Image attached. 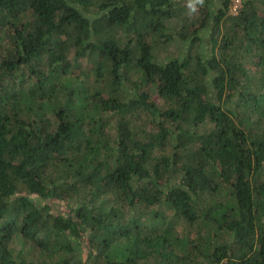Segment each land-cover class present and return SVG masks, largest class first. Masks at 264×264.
<instances>
[{"label":"trees","instance_id":"obj_1","mask_svg":"<svg viewBox=\"0 0 264 264\" xmlns=\"http://www.w3.org/2000/svg\"><path fill=\"white\" fill-rule=\"evenodd\" d=\"M232 2L0 0V264H264V0Z\"/></svg>","mask_w":264,"mask_h":264},{"label":"rangeland","instance_id":"obj_2","mask_svg":"<svg viewBox=\"0 0 264 264\" xmlns=\"http://www.w3.org/2000/svg\"><path fill=\"white\" fill-rule=\"evenodd\" d=\"M172 1H174L175 3H178L179 5L183 4L186 7V10H185V12L183 14L184 15L187 14L188 16L191 17L192 15H196L195 13L198 11L197 8L205 5V1L206 0H203V3H200L199 0H172ZM231 11H235V10H232V6H231ZM176 20L177 19H172V20L167 22V25L170 26V27H173L175 29V31L178 28V23H177ZM200 47H202V48H204L206 50L205 44H204L203 41H201ZM165 50H167L168 52L172 53L173 55H177V53L179 54L181 52L184 53V54L187 53V52H190V53L193 54L194 52H196V51L198 52L199 51L197 43L192 48H188L187 43H184L183 40H180L178 38H175L174 40L169 41L166 44V49ZM165 50H163V52ZM47 201H49V199H47ZM52 206L56 210H62V208H63V204L62 203L59 204V205L52 203ZM148 263L149 262H146V264H148ZM221 264H225V263L222 262Z\"/></svg>","mask_w":264,"mask_h":264},{"label":"built area","instance_id":"obj_3","mask_svg":"<svg viewBox=\"0 0 264 264\" xmlns=\"http://www.w3.org/2000/svg\"><path fill=\"white\" fill-rule=\"evenodd\" d=\"M238 4H239V0H233V2H232V10H236Z\"/></svg>","mask_w":264,"mask_h":264},{"label":"clouds","instance_id":"obj_4","mask_svg":"<svg viewBox=\"0 0 264 264\" xmlns=\"http://www.w3.org/2000/svg\"><path fill=\"white\" fill-rule=\"evenodd\" d=\"M200 3H203V0H199Z\"/></svg>","mask_w":264,"mask_h":264}]
</instances>
